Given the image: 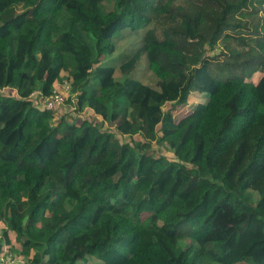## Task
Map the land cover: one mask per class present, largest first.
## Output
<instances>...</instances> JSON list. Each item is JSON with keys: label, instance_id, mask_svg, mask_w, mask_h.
<instances>
[{"label": "trees", "instance_id": "trees-1", "mask_svg": "<svg viewBox=\"0 0 264 264\" xmlns=\"http://www.w3.org/2000/svg\"><path fill=\"white\" fill-rule=\"evenodd\" d=\"M0 226L29 264H264V0H0Z\"/></svg>", "mask_w": 264, "mask_h": 264}, {"label": "rangeland", "instance_id": "rangeland-1", "mask_svg": "<svg viewBox=\"0 0 264 264\" xmlns=\"http://www.w3.org/2000/svg\"><path fill=\"white\" fill-rule=\"evenodd\" d=\"M120 42L122 43L123 42V44H121L120 45V47H119V49H121V48H123V47H126L127 45H129L131 42H133L132 41V39L130 38V37H128V35L126 36V38H121L120 39ZM218 47V46H217ZM143 62H145L144 64H143ZM145 69H146V61H145V59H144V57H142L141 58V61H140V64H139V66H138V68H137V71H136V73H135V75H134V77H138V78H142L143 77V75H144V71H145ZM144 79H146V77L144 78ZM67 92L68 91H66L65 93H64V96L66 97V95H67ZM206 96L204 95V94H202V95H199L198 93H196L195 91H192L191 93H190V95L188 96V98H187V101H186V103H184V104H181V105H179V106H177V107H175L173 110H172V113H173V116H174V118L175 119H177L178 117H180L181 115H183V114H185L186 112H189L191 109H193V107H194V105L196 104V103H198V101H202L204 98H205ZM65 99V98H64ZM64 101V100H63ZM72 101H74L73 99H71V101L70 102H67L66 100L61 104V107L60 108H58L57 109V111H54V113H53V118H54V121H57L58 120V118H59V113H61V112H65L68 116L69 115H73L74 117H78V118H81V116H83V117H89V118H91L92 117V115H91V112L87 109V108H85L83 111H80V112H76V110H75V107L72 105ZM168 103L164 106V107H168ZM95 120H97V119H95ZM153 146L154 147H156V145L155 144H153ZM164 150H167V148H166V146H164L163 145V147H162ZM256 199H257V197L253 194L252 196H251V202L252 203H255L256 202ZM1 232H2V229H1V226H0V235H1ZM19 244L18 243H15V246H14V249H13V251L12 250H10V249H8V245L7 244H3V247H2V250H4V249H8V250H10L11 251V253H13V255L18 259V260H20V258L21 259H26L25 257H21L20 256V254H19ZM5 254V253H4ZM4 254H2V252H1V254H0V259L3 257V255ZM88 264H95L96 262H97V259L96 258H94V257H92V256H88ZM17 263H20L19 261L18 262H16V264Z\"/></svg>", "mask_w": 264, "mask_h": 264}, {"label": "built area", "instance_id": "built-area-1", "mask_svg": "<svg viewBox=\"0 0 264 264\" xmlns=\"http://www.w3.org/2000/svg\"><path fill=\"white\" fill-rule=\"evenodd\" d=\"M69 83L67 80H63L61 83L55 84L52 94L49 97H43L41 100V105L49 110L54 109L55 107L61 105L64 101V93L68 91ZM5 253V254H4ZM3 257L0 259V264H16V262H20V264H29L27 259L18 260L10 250L4 249L2 250Z\"/></svg>", "mask_w": 264, "mask_h": 264}]
</instances>
